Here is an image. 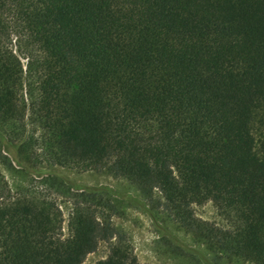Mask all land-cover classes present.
I'll use <instances>...</instances> for the list:
<instances>
[{"label": "trees", "instance_id": "1", "mask_svg": "<svg viewBox=\"0 0 264 264\" xmlns=\"http://www.w3.org/2000/svg\"><path fill=\"white\" fill-rule=\"evenodd\" d=\"M2 140L126 181L184 254L264 264V0H0ZM49 180L57 197L13 194L0 173V264H81L102 242L95 264H141L113 223L125 200ZM207 202L224 225L194 214Z\"/></svg>", "mask_w": 264, "mask_h": 264}, {"label": "rangeland", "instance_id": "2", "mask_svg": "<svg viewBox=\"0 0 264 264\" xmlns=\"http://www.w3.org/2000/svg\"><path fill=\"white\" fill-rule=\"evenodd\" d=\"M20 59L25 68L26 59L22 55ZM27 129L31 135L33 128L27 125ZM15 147L16 142L13 144H7L6 140L0 142V154L7 158L0 157V173L6 179L11 193L15 194L19 189H32L45 197H57L49 180L51 175L65 178L68 182L67 188L71 193L79 189L91 188H102L110 191L114 197L125 200L121 203V214L113 218V223L126 232L133 252L141 264H251L248 262H222L208 254L201 256L200 259L184 254L176 245L185 249L196 250L197 248L189 236L166 223L167 231L163 227L164 222L160 219L154 221L145 211L142 197L126 181L96 171H81L52 166L44 160L43 154L45 153L42 151L39 142L32 143L24 150V153H20ZM18 154H27L28 159L19 158ZM128 199H132L133 202H126ZM56 200L62 212L61 233L63 237H66L71 201L62 197H58ZM193 211L197 217L203 220L220 226L224 225L223 219L218 215L211 202L194 205ZM107 253V244L102 242L94 252L86 256L81 264H95L104 259Z\"/></svg>", "mask_w": 264, "mask_h": 264}]
</instances>
